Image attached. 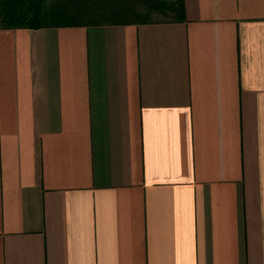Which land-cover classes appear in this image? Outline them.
Listing matches in <instances>:
<instances>
[{"label":"crops","instance_id":"0c3cea01","mask_svg":"<svg viewBox=\"0 0 264 264\" xmlns=\"http://www.w3.org/2000/svg\"><path fill=\"white\" fill-rule=\"evenodd\" d=\"M0 28V264H264V0Z\"/></svg>","mask_w":264,"mask_h":264},{"label":"trees","instance_id":"16d2710c","mask_svg":"<svg viewBox=\"0 0 264 264\" xmlns=\"http://www.w3.org/2000/svg\"><path fill=\"white\" fill-rule=\"evenodd\" d=\"M182 0H0L1 29L133 25L184 19Z\"/></svg>","mask_w":264,"mask_h":264},{"label":"rangeland","instance_id":"374dc122","mask_svg":"<svg viewBox=\"0 0 264 264\" xmlns=\"http://www.w3.org/2000/svg\"><path fill=\"white\" fill-rule=\"evenodd\" d=\"M157 17H159V18H156L155 20H160V21H171L170 18H167V17H165V16H163V15H159V16H157Z\"/></svg>","mask_w":264,"mask_h":264}]
</instances>
